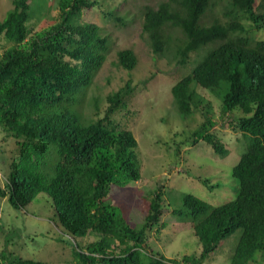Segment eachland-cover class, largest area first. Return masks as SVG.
<instances>
[{
	"label": "trees",
	"instance_id": "trees-1",
	"mask_svg": "<svg viewBox=\"0 0 264 264\" xmlns=\"http://www.w3.org/2000/svg\"><path fill=\"white\" fill-rule=\"evenodd\" d=\"M220 2L228 20L214 17L212 24H204L206 15ZM257 2L166 0L144 11L143 31L156 52L167 49L170 27L185 35L177 49L180 64L186 65L192 53L206 49L190 73L172 87L183 117L206 110L208 119L193 133L194 143L206 141L221 156L229 151L210 131L216 122L198 86L221 100L222 116L242 111L230 119L246 144L233 168L238 183L234 198L213 205L186 193L183 206L172 210L175 216L191 218L202 244L199 255L183 257L185 264H204L238 230L230 264H264V39L250 37L253 29H264V0ZM42 3L14 0V9L0 21V37L11 43L0 56V127L18 145L6 180L0 176V197L24 211L46 193L52 201L50 220L63 231L75 240L96 235L98 239L85 247L76 242L77 264H183L154 253L148 245V230L162 222L167 210L162 192L147 197L140 228L133 227L108 201L114 184L125 186L140 180L142 174L137 138L112 117L126 106L131 81L108 96L104 117L88 119L82 110L110 50V36L103 28L81 20L83 11L98 0H59L61 19L32 33L29 23L37 14L33 10L46 12ZM118 19L124 22V17ZM118 55L119 65L135 69L138 58L132 49ZM94 102L98 108V99ZM204 183L215 187L208 179ZM0 264L47 263L5 248Z\"/></svg>",
	"mask_w": 264,
	"mask_h": 264
},
{
	"label": "rangeland",
	"instance_id": "rangeland-1",
	"mask_svg": "<svg viewBox=\"0 0 264 264\" xmlns=\"http://www.w3.org/2000/svg\"><path fill=\"white\" fill-rule=\"evenodd\" d=\"M163 1L166 0H98L83 11L82 21L99 24L103 33L110 36V50L94 78L82 110L88 119L104 117L110 104L108 96L126 88L131 81L132 91L125 97L126 106L112 117L137 138L142 176L125 186L114 184L108 201L120 209L133 227L140 228L148 209L147 197L162 192L167 210L162 222L148 230V245L154 253L177 258L185 264L183 257L199 255L202 244L194 233L191 218L175 216L172 210L183 206L186 193H193L213 205L234 198L238 183L233 177V168L240 161L246 144L242 132L230 123V119L241 116L242 111L222 116L221 100L201 86L197 91L205 97V104L210 103V117L216 122L210 131L229 151L221 156L206 141L194 143L193 133L208 119L206 110L198 109L183 117L174 101L172 87L190 73L206 49L192 53L186 65L180 64L177 49L185 35L181 29L170 27L166 30L170 38L167 49L159 53L154 50L149 34L143 31L144 11L146 6L158 8ZM42 4L45 13L33 10V14H37L29 23L32 33L61 19L59 0H46ZM12 9L14 0H0V21ZM224 11V2L218 3L203 23L212 24L214 17L227 21ZM118 17H124V22ZM250 37L264 39V29H253ZM10 45L3 36L0 37V56ZM124 49H132L138 58L137 66L131 71L118 64V53ZM94 98L99 101L98 108ZM17 147L16 140L0 127V176L4 181L9 173L8 165L18 154ZM205 179L215 186L214 189L204 183ZM51 204L49 195L41 193L28 209L21 211L7 198L0 197V252L6 248L16 255L47 264H77L76 242L85 247L98 237L89 234L75 240L60 224L50 220ZM239 235L240 230L227 238L204 264H230V255Z\"/></svg>",
	"mask_w": 264,
	"mask_h": 264
}]
</instances>
